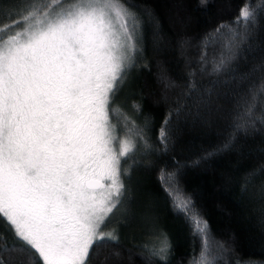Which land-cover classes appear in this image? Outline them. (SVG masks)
Instances as JSON below:
<instances>
[{"label": "snow or ice", "instance_id": "obj_1", "mask_svg": "<svg viewBox=\"0 0 264 264\" xmlns=\"http://www.w3.org/2000/svg\"><path fill=\"white\" fill-rule=\"evenodd\" d=\"M33 15L22 13L12 33L0 38V218L16 239L0 252L22 253L28 264H105L103 250L117 239L108 227L130 199L131 165L137 162L133 139L143 143L147 130V123L137 127L128 116H117L116 104L139 51L133 39L139 20L123 0H67L55 15L45 12L25 25ZM241 18L246 31L232 33L216 73L235 71L232 62L249 40L247 25L256 22L247 7ZM238 79L249 82L248 99L234 131L256 123L264 66ZM258 119L264 124V117ZM167 124L166 118L160 128L165 147ZM251 175L264 176V170ZM171 203L201 240L196 264H203L210 251L207 221L190 198ZM169 248L165 236L150 254L166 264Z\"/></svg>", "mask_w": 264, "mask_h": 264}, {"label": "trees", "instance_id": "obj_2", "mask_svg": "<svg viewBox=\"0 0 264 264\" xmlns=\"http://www.w3.org/2000/svg\"><path fill=\"white\" fill-rule=\"evenodd\" d=\"M62 3L67 0H34V5L0 0V38L12 33L22 13H43ZM123 3L139 20L134 34L139 51L117 94V116H128L137 127L147 123V130L143 143L133 139L137 162L131 165L130 199L108 227L117 239L103 250L105 264H165L150 254L165 236L170 244L166 264H196L201 240L171 203L188 198L208 224L210 251L203 264H264V176L251 175L264 170V124L258 119L264 117V97L253 109L255 125L234 131L235 123L243 122L236 114L248 99L249 82L238 77L264 66V0ZM245 7L256 21L247 25L249 40L232 62L235 71L216 73L214 65L232 33L246 31ZM166 118L165 147L160 128ZM117 133H122L119 123ZM0 235L6 241L0 249L16 243L3 218ZM0 256L5 264H28L19 252Z\"/></svg>", "mask_w": 264, "mask_h": 264}, {"label": "rangeland", "instance_id": "obj_3", "mask_svg": "<svg viewBox=\"0 0 264 264\" xmlns=\"http://www.w3.org/2000/svg\"><path fill=\"white\" fill-rule=\"evenodd\" d=\"M59 10H61V8H56L54 10H50V9H47L45 10L43 13L40 12V13H35L33 16H31L26 22H25V25L27 24H30V23H34L35 20L37 19H43L44 18V13L47 12V14L49 16H53L55 15ZM129 27H130V30H131V20H129ZM134 39V37H133ZM121 139H125L124 137H121ZM107 183V182H106Z\"/></svg>", "mask_w": 264, "mask_h": 264}]
</instances>
